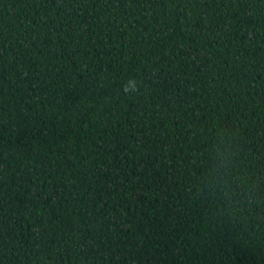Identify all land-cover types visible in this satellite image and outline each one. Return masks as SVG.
Instances as JSON below:
<instances>
[{"label": "trees", "instance_id": "obj_1", "mask_svg": "<svg viewBox=\"0 0 264 264\" xmlns=\"http://www.w3.org/2000/svg\"><path fill=\"white\" fill-rule=\"evenodd\" d=\"M0 264H264V0H0Z\"/></svg>", "mask_w": 264, "mask_h": 264}, {"label": "clouds", "instance_id": "obj_2", "mask_svg": "<svg viewBox=\"0 0 264 264\" xmlns=\"http://www.w3.org/2000/svg\"><path fill=\"white\" fill-rule=\"evenodd\" d=\"M141 81L129 77L122 83L126 95L139 93ZM212 139V146L205 159L204 168L197 178L198 196L220 203L234 215L252 205L257 197V185L247 175H241L236 164L234 140L227 130L219 128Z\"/></svg>", "mask_w": 264, "mask_h": 264}]
</instances>
